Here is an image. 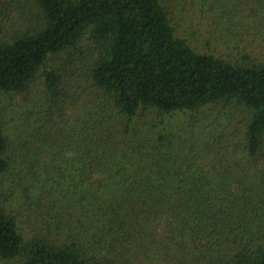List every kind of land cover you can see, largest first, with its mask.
<instances>
[{
	"label": "trees",
	"instance_id": "1",
	"mask_svg": "<svg viewBox=\"0 0 264 264\" xmlns=\"http://www.w3.org/2000/svg\"><path fill=\"white\" fill-rule=\"evenodd\" d=\"M0 264H264V0H0Z\"/></svg>",
	"mask_w": 264,
	"mask_h": 264
},
{
	"label": "rangeland",
	"instance_id": "2",
	"mask_svg": "<svg viewBox=\"0 0 264 264\" xmlns=\"http://www.w3.org/2000/svg\"><path fill=\"white\" fill-rule=\"evenodd\" d=\"M189 25H193L192 21L189 22ZM185 29H187V31ZM194 29H196L197 31L194 32ZM202 31H203V35L201 33ZM180 32L184 33L189 38L195 40L197 45L203 50H209V49L213 51L218 50L219 52L226 54L225 56L228 57H230L233 54L236 55L235 49H233L236 44L235 41H227V42L223 41L219 46L217 45L215 39L212 40V42H207L204 36V32L206 31L202 24L199 27H190L189 29L184 24L183 25L181 24ZM196 32H198L199 36L195 37L194 34ZM23 103L24 101L20 96H15L13 94H6L3 98V112L7 117L6 118L7 121L5 122L6 128L10 133V136H12V138L20 134L21 132L20 129L22 127V124L25 122L26 119L25 116L26 114L24 115V109L22 107ZM29 107L32 108V106Z\"/></svg>",
	"mask_w": 264,
	"mask_h": 264
}]
</instances>
